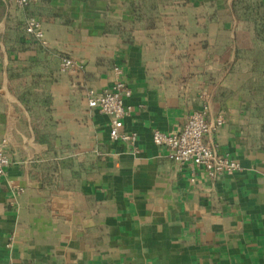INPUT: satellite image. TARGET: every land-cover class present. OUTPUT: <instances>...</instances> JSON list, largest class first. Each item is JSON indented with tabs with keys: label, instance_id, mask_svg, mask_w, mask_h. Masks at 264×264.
Here are the masks:
<instances>
[{
	"label": "crops",
	"instance_id": "obj_1",
	"mask_svg": "<svg viewBox=\"0 0 264 264\" xmlns=\"http://www.w3.org/2000/svg\"><path fill=\"white\" fill-rule=\"evenodd\" d=\"M30 1L9 14L0 0V264H264V0ZM115 68L135 142L88 105ZM207 101L225 121L207 140L242 168L214 182L152 140Z\"/></svg>",
	"mask_w": 264,
	"mask_h": 264
},
{
	"label": "built area",
	"instance_id": "obj_2",
	"mask_svg": "<svg viewBox=\"0 0 264 264\" xmlns=\"http://www.w3.org/2000/svg\"><path fill=\"white\" fill-rule=\"evenodd\" d=\"M8 13L25 11L30 0H2ZM25 33L41 45H45V35L41 21L29 18L24 22ZM79 69L77 63L69 57L60 61V72L74 74ZM116 79L110 89L98 94L93 90L87 92L88 105L107 116L110 120L109 137L112 141H132L134 136H129L124 127V119L130 111L125 101L131 97V89L123 79L121 68L114 69ZM210 110L209 101L205 102L202 109L188 116L181 132L163 133L153 131L152 140L158 147L167 151L168 159L179 167L191 166L199 169L211 182L223 176H232L241 171V165L227 154H220L215 143L207 140L217 127L224 124L223 117H218L215 123L207 121ZM10 167V159L3 146H0V183Z\"/></svg>",
	"mask_w": 264,
	"mask_h": 264
},
{
	"label": "trees",
	"instance_id": "obj_3",
	"mask_svg": "<svg viewBox=\"0 0 264 264\" xmlns=\"http://www.w3.org/2000/svg\"><path fill=\"white\" fill-rule=\"evenodd\" d=\"M245 9H246V6H245ZM257 36H258V38L260 40L264 39V24L260 25L259 29L257 30ZM258 53H260L259 54L260 57H263L264 58V49H260ZM262 62H261V60L260 61H257L256 68H257V70L259 72L258 73L259 74L258 77L260 76L261 77V81L264 83V63H262ZM254 91L256 93H259L261 95L264 90L263 89H259L257 87H254Z\"/></svg>",
	"mask_w": 264,
	"mask_h": 264
},
{
	"label": "rangeland",
	"instance_id": "obj_4",
	"mask_svg": "<svg viewBox=\"0 0 264 264\" xmlns=\"http://www.w3.org/2000/svg\"><path fill=\"white\" fill-rule=\"evenodd\" d=\"M262 61V60H261ZM262 63H264V61L262 62ZM256 83H254V86L255 87H257V88H259V89H263L264 90V83L261 81V77L259 76V77H257V79H256ZM256 101L258 102V105L260 106L261 105V107H262V111H257L258 112V114L260 115H262L263 116V119H264V91H263V93L256 99Z\"/></svg>",
	"mask_w": 264,
	"mask_h": 264
}]
</instances>
